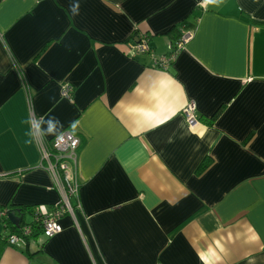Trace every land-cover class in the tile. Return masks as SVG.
Masks as SVG:
<instances>
[{"label":"crops","instance_id":"obj_1","mask_svg":"<svg viewBox=\"0 0 264 264\" xmlns=\"http://www.w3.org/2000/svg\"><path fill=\"white\" fill-rule=\"evenodd\" d=\"M262 23L264 0H0V204L62 196L32 115L79 138L62 231L11 245L0 222V264H264Z\"/></svg>","mask_w":264,"mask_h":264},{"label":"built area","instance_id":"obj_2","mask_svg":"<svg viewBox=\"0 0 264 264\" xmlns=\"http://www.w3.org/2000/svg\"><path fill=\"white\" fill-rule=\"evenodd\" d=\"M191 37V32L181 33L175 43V48L170 50L169 54L160 57L152 55L153 66L167 67L175 60L178 51ZM147 38L145 34L139 36L134 43L130 44V49L135 52H150ZM71 93L72 87L65 83L61 88V95L70 99ZM194 111L195 104L192 101L182 109V113L190 126L197 123ZM31 127L36 133L40 145V165L49 172L56 184L62 187V196L50 213H43L42 216H39L40 210L35 208L34 222H40L42 236L50 238L62 231V226L59 223L60 217L65 213L72 214L73 211L70 197L76 196L79 188V183L74 175L79 138L69 129H64L55 134L48 142H45L37 133L38 121L34 115H32ZM34 231L35 227L32 222L21 225L19 233H12L7 237V243L11 245L24 243L26 242L25 237L31 238Z\"/></svg>","mask_w":264,"mask_h":264},{"label":"trees","instance_id":"obj_3","mask_svg":"<svg viewBox=\"0 0 264 264\" xmlns=\"http://www.w3.org/2000/svg\"><path fill=\"white\" fill-rule=\"evenodd\" d=\"M262 24H264V23H262ZM169 35H170V37H171V39L173 41L172 48H171V50H172V49L175 48V43L178 40V38L180 37L181 32H179L178 30L174 29L172 32L169 33ZM221 109H222L221 107L218 108L212 114V116H210L208 119H206L205 120L206 123H208V124L212 123L216 119L217 115L220 113ZM204 161L202 162L201 167H204L205 165H207L208 162H209V159L206 158V159H204ZM9 175L10 174H7L6 176H9ZM35 208H36L35 206H24V205H20L19 206V205H15V204H12V203H9V202L5 203V204H0V222H2L4 224V226L7 228L6 236L2 237V241L4 243H6L7 237L10 234L19 233L20 232V226L24 225V224H27L29 222H32L34 227H35V231L32 233L31 237H37L39 235H42L41 234V228H40L41 227V223L40 222H34V220H35L34 218L36 216V214H34L35 213ZM9 211H15L16 215H18L20 217V224H19L18 227L15 226L14 224H12V222L8 219L7 214H8ZM1 212H3V213H1ZM26 215L31 217V219L28 220V221L25 220ZM42 215H43V213H39V216H42ZM44 238H46V237H44ZM25 239H26V242H27V240H29L30 237H25Z\"/></svg>","mask_w":264,"mask_h":264},{"label":"water","instance_id":"obj_4","mask_svg":"<svg viewBox=\"0 0 264 264\" xmlns=\"http://www.w3.org/2000/svg\"><path fill=\"white\" fill-rule=\"evenodd\" d=\"M8 219L14 224L15 226H19L20 224V217L16 215L15 211H9L7 214Z\"/></svg>","mask_w":264,"mask_h":264},{"label":"snow or ice","instance_id":"obj_5","mask_svg":"<svg viewBox=\"0 0 264 264\" xmlns=\"http://www.w3.org/2000/svg\"><path fill=\"white\" fill-rule=\"evenodd\" d=\"M209 2H216V0H209Z\"/></svg>","mask_w":264,"mask_h":264},{"label":"rangeland","instance_id":"obj_6","mask_svg":"<svg viewBox=\"0 0 264 264\" xmlns=\"http://www.w3.org/2000/svg\"><path fill=\"white\" fill-rule=\"evenodd\" d=\"M29 216L28 215H26V219L28 218Z\"/></svg>","mask_w":264,"mask_h":264}]
</instances>
